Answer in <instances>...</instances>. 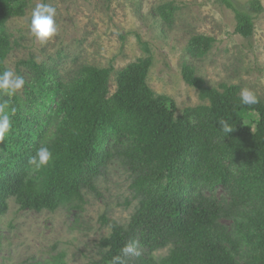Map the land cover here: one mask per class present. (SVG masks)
I'll list each match as a JSON object with an SVG mask.
<instances>
[{
	"label": "trees",
	"instance_id": "16d2710c",
	"mask_svg": "<svg viewBox=\"0 0 264 264\" xmlns=\"http://www.w3.org/2000/svg\"><path fill=\"white\" fill-rule=\"evenodd\" d=\"M30 1L0 0V72L8 70L12 51L6 23L24 16ZM261 8L253 3L255 12ZM157 10L165 22L175 13L170 4ZM234 14L235 33L250 38L253 18ZM136 40L143 56L118 71L112 63L82 65L64 80L46 64L19 62L29 71L21 94H0L16 109L0 141V221L10 201L35 213L78 210L85 192L97 194L98 179L118 161L136 206L126 226L100 217L109 234L87 264H111L129 243L135 252L124 256L126 264H264V101L243 105L239 86L210 88L184 63L182 80L202 104L176 115L174 101L149 88L153 58L148 44ZM213 42L194 36L186 52L202 57ZM221 120L232 133L220 130ZM40 147L52 158L37 169L29 159ZM64 256L46 263L63 264Z\"/></svg>",
	"mask_w": 264,
	"mask_h": 264
},
{
	"label": "rangeland",
	"instance_id": "374dc122",
	"mask_svg": "<svg viewBox=\"0 0 264 264\" xmlns=\"http://www.w3.org/2000/svg\"><path fill=\"white\" fill-rule=\"evenodd\" d=\"M256 1L262 7L260 12L252 10ZM41 2L56 9L57 25L56 36L43 44L28 27L32 11ZM165 4L175 12L169 22L157 10ZM234 10L253 18L250 38L235 33ZM6 31L12 51L5 64L24 79L29 71L19 62L28 60L56 69L64 80L82 65L104 68L112 63L118 71L143 56L136 40L139 36L153 58L146 82L156 95L174 101L176 115L202 104L197 91L182 80L184 63L210 88L236 85L264 101V0H31L24 16L7 21ZM194 36L214 41L202 57L186 52ZM110 89H115L114 76ZM129 184L128 173L114 161L98 179L97 194L85 192L78 210L35 213L20 211L10 201L8 213L0 221V264H47L50 256L59 253L65 255L63 264H87L96 255V243L109 234L100 217L126 226L132 216L136 202ZM221 193L217 189L216 195ZM168 252L161 250L154 256L161 258Z\"/></svg>",
	"mask_w": 264,
	"mask_h": 264
},
{
	"label": "clouds",
	"instance_id": "9594fccd",
	"mask_svg": "<svg viewBox=\"0 0 264 264\" xmlns=\"http://www.w3.org/2000/svg\"><path fill=\"white\" fill-rule=\"evenodd\" d=\"M56 9L48 3H37L31 14V20L28 25L29 31L36 41L41 44L51 40L57 34V25L55 22ZM25 85V80L21 76L14 74L12 70H4L0 72V94L7 97H12L17 91L21 90ZM241 103L243 105H255L259 103V99L256 94L247 89H241L240 91ZM10 101L5 99L0 102V141L10 133L12 129L11 115L15 113L14 107L10 108ZM220 130L225 134L233 132L232 127L226 120L219 122ZM52 153L47 147H40L37 149L35 155L30 157L29 164L39 169L46 166ZM135 248L133 243H129L121 250L122 255H116L112 257L111 264H126L124 256L130 253H134Z\"/></svg>",
	"mask_w": 264,
	"mask_h": 264
}]
</instances>
